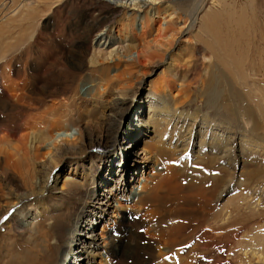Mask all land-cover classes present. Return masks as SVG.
Here are the masks:
<instances>
[{
  "label": "bare ground",
  "instance_id": "obj_1",
  "mask_svg": "<svg viewBox=\"0 0 264 264\" xmlns=\"http://www.w3.org/2000/svg\"><path fill=\"white\" fill-rule=\"evenodd\" d=\"M44 1L21 0L15 6L9 0L8 3L5 1L0 4V12H5L11 18L17 14L21 16L22 11L33 14L36 5ZM174 2L175 0H88L84 11L76 17L75 25L81 26L84 35H94L89 48H77V44L73 45L72 50L65 49L55 40L43 43L37 37L34 44L41 51L35 55L37 57L34 59L33 74L23 76L22 83L25 87L24 84L20 87L14 84L16 87H5L2 90L0 109L3 112L9 109V114L4 125L0 126V176L5 183L2 182L0 187V202L5 200L6 203L5 208L0 210V258L8 256V264H95L94 250L100 249L97 241L99 238L103 239L95 231L100 228L103 233V226L100 227L102 220L110 213L119 215L132 208L136 213H144L148 240L134 231L143 225L137 224L139 221L132 216L123 229L108 237L109 243L105 240L96 264H152L159 259L172 261L173 264L216 263L210 255L211 240L204 242L197 239L196 234L203 227L206 229L207 239L215 234L219 235L221 241L227 240L230 216L223 210L219 218H207L203 217V214L206 215L205 210L200 211L204 203L209 205L211 196L218 189L225 188L227 172L224 168H219V177L212 174L207 177L201 170L211 173L213 157L207 155L209 158L202 159L201 156L199 159L200 156H196V163H192L182 162L175 155L179 154V145L187 151L186 156L192 157L195 153L200 155V151H195L196 143L201 151L208 147V151L213 150L216 155H220L214 161L217 160L218 163L219 160H225L224 164L229 165L235 149L238 153H243L251 143L246 135L247 131L244 132L246 121L253 120L259 113L264 114V111L259 106L255 105V110L248 103H243L246 102L241 91L244 87H216L221 85V81L218 82L211 76L207 80L210 87H207L205 80H199L201 87H193L194 83L182 84L178 93L171 96L170 103L176 110L183 106L193 107L198 102L199 95V99H203L201 102L207 106V127L208 124L211 125V117H215L211 127L220 135L202 133L198 140L197 134L189 132L190 128L183 129L178 134L176 128L169 126L164 117L151 124H146L141 119H138L137 124L132 123L131 102L139 104V92L135 91L129 96L123 94L129 90L131 78L142 68V62L162 57L161 53L157 54L160 52L158 49L165 48L168 44H165L166 40L162 45L157 40H152V45L157 46L156 52L145 53L141 50L137 52L135 60L132 57V52L137 47L135 40L114 37L111 24L117 13L125 11L134 13V16L144 14L152 20L160 17V8H163L161 13L165 15L168 11L171 12L164 17V21L170 19L163 21L165 25L171 24L172 18H178L177 12L180 13ZM207 2H202L197 10L195 8L193 15L190 13L191 15L186 16V20H190L189 30L197 20L200 29L204 30L209 15H202L208 12L205 10ZM91 12L99 15L94 17L96 13L91 15ZM141 27L143 29L142 25ZM211 33L213 36V31ZM21 44L22 41L18 43L19 46ZM6 45L8 49L16 46L11 42ZM218 48L223 50L222 46ZM75 53H79V59L74 58ZM227 55L224 57L230 56ZM236 58L233 56L229 59L232 66L242 64L243 61ZM172 59L170 57L165 63V69L174 74ZM221 62L223 63L219 61ZM119 65L123 67L120 73L111 75L109 70L112 66ZM55 72L59 74L58 79L52 77ZM77 81H83L86 85L82 87V94L80 87L75 86ZM159 88L166 95L164 89L172 91L169 87ZM112 92L122 96L112 104H107L106 98ZM156 92L163 94L158 90ZM182 102L185 104L182 105ZM166 114L165 110L164 116ZM188 117L194 124L198 120L196 114H188ZM133 125L141 133H145H139L140 136L153 133L159 140L146 143L149 157L139 158L132 154V160L126 161L132 145L127 144L125 134L131 137L134 135L130 138L131 142L137 139L138 132L132 134ZM237 128L238 134L234 138L230 137L228 134H235ZM59 138L71 145L59 146ZM41 149H47V154H42ZM43 159L48 164L47 171V165H42L44 171H40L38 175L35 165ZM140 163L147 169L155 167L158 173L151 180L145 178L144 184L137 183L136 188L134 185L129 188L125 178ZM64 166L69 167L72 173H80V184L71 182L63 183L60 189L55 187ZM143 174L141 172L140 178ZM207 182H211L209 188H205ZM218 183L222 185L215 186ZM18 186L27 191L16 196L13 202V193ZM76 188L78 191H75ZM5 195L9 196L6 197L7 200ZM130 196L132 199L128 200ZM119 198L125 199L124 204ZM71 200L76 202V207L72 210ZM130 201L133 206H130ZM16 213L30 221L23 226ZM119 217L124 218L123 215ZM93 218L97 220L91 223ZM13 229L20 230L21 236H16ZM127 238L134 242L133 248L123 246ZM142 241L146 244H142ZM102 242L104 243L103 240ZM119 250H123V253H119ZM126 250H130L131 255H125ZM183 250L187 251L186 254L180 253ZM250 255L256 263L263 259L262 253L257 249H252Z\"/></svg>",
  "mask_w": 264,
  "mask_h": 264
},
{
  "label": "rangeland",
  "instance_id": "obj_2",
  "mask_svg": "<svg viewBox=\"0 0 264 264\" xmlns=\"http://www.w3.org/2000/svg\"><path fill=\"white\" fill-rule=\"evenodd\" d=\"M5 1L6 3L9 2V0H0V4ZM11 1H13L16 6L21 0ZM202 2H207V0H175L174 3L177 4L175 8L180 10V13L177 12L179 17L172 18V23L167 25L163 23L164 17L171 12L168 11L165 15V13H161L163 8H160V17H154L152 20L148 19L147 16L145 17L144 14H137L134 16V13L128 11L123 13L119 12L115 16L110 27V29H112V34L114 37H120V39L130 38L135 40L137 47L134 52H132V57L135 60L137 58V52L141 50L145 53L156 52L155 49L157 46L152 45V40H157L161 45L166 41L168 42L165 43L168 44L166 45L168 48L158 49L160 52L157 54L161 53L162 57L155 58L151 62H142V68L131 78L128 86L130 87L129 90L123 94L129 96L135 91L139 92L137 97L139 104H137V102H131L132 111L130 115L133 124H137L138 119H141L146 124H151L152 121H156V119L160 120L164 117L166 118V122L169 123V126L176 128L179 132H176L178 134H180L183 129L188 130L190 128L189 132L192 131L197 134L198 138H196L198 140L202 133L208 135L215 133L217 136L220 135L218 131L211 127L212 119L215 117H211L209 120L211 125L208 124L207 127V120L205 118L208 115L206 114L208 113L207 106L201 102L203 99H199V95L197 98L198 102H196L193 107L183 106V108L181 107L176 110L174 107H171L172 104L170 103L172 102V99H170L171 96L178 93L182 84L194 83L195 86L193 87H201L199 85V80H205L207 83V80L211 76L218 82L221 81V85L216 87H226V85H228L227 87L229 88H233L234 86L244 87L243 89L239 88L242 93H244V98L246 99V102L243 103H248L253 107L255 105L259 106L264 111V0H252V2L246 0H208L206 3V6H208H205V10L207 9L208 12H204L202 15H209L205 22L206 28L204 27V30H201L200 23H198L199 21L197 20L193 28L189 30L190 20H186V16L191 15L190 13L193 15ZM87 4L88 0H45L43 3L37 4V7L35 6L36 8H34L35 11L33 14L22 11L21 16L17 14L11 18V16L6 15L5 12H0V94L2 90H5V87H20L24 84L22 83L24 74H33L35 66L34 59L37 57L35 55L41 51V49H37L34 44V40L37 39V37L38 40L42 39L43 43L45 41L49 42L50 40H55L54 42H57L60 47L65 49L70 48V50H72L77 44V48H89L94 35H84L81 26L75 25L77 20L76 17L84 11ZM208 7L210 8L208 9ZM117 11H120V9ZM95 13L96 12H91V15ZM97 14L99 15V13H96L94 17H96ZM89 17L94 18L92 16ZM169 19L170 18H167L164 22H167ZM211 31H213V36ZM18 40H21L23 44L19 46L18 43L21 41L17 42ZM7 42L16 45L15 48L8 49L6 45ZM26 42H28V44H26ZM207 46L211 49H208ZM217 46H222L223 50ZM21 47H23V49H21ZM24 52L27 53L24 54ZM225 54H228L227 56L230 54V56L228 58L224 57L226 56ZM233 56L243 61L241 62L242 64L240 65L238 63V65L232 66L229 59ZM170 57L173 58L174 74L172 71L165 69V63L169 61ZM203 57L207 60L203 59ZM74 58L79 59V53H75ZM9 61L11 63H9ZM219 61H223V63H219ZM115 62L117 63V61ZM122 69L123 67H120V65L117 67L112 66L109 71L111 75H114L117 74V72L120 73ZM7 73H9V75H7ZM58 76L59 74L56 72L52 74L54 78L58 79ZM8 82L11 86H9L10 84ZM57 82L59 83L60 81ZM14 84H16V86ZM23 86L25 87V84ZM75 86L80 87V94L84 91L82 87H86L83 81H77ZM159 87H169L172 90L170 91L172 94L168 89L163 90L167 95L164 94L161 92L162 90H159ZM207 87H210L208 83ZM155 89L163 94H158ZM213 91L216 92V90ZM121 96L122 95H118L117 92H112L111 95L106 98L107 104H112L116 99L119 97L121 98ZM193 98L191 99L193 100ZM168 102L169 105L167 104ZM243 103H241V106ZM181 104L184 105L185 103L182 102ZM168 106L171 109H169ZM254 109L256 110L255 107ZM165 110L167 114L164 116ZM0 111L1 126L4 125L8 117L7 114H9V109L4 111L6 113H4L2 109H0ZM188 114H196L198 116V120L195 124L191 122ZM259 115L263 118L259 117ZM259 115L255 116L251 121H246L247 124H245L244 127L245 131L244 129L242 130L244 132L247 131L246 135L251 139V143L246 146V150H244L243 153H238V150L235 149V152L231 156V164L229 165L226 163L224 164L225 160L224 162L219 160L217 163V160L214 161V159L220 155H216L213 150L208 151V147H204L201 151L198 149L196 143L195 151H200V155L196 153L192 154L191 151L192 157L186 156L187 151H184L181 145H179V154L177 153V155H175L177 158H181L182 162L192 163L193 161L196 163V156H200L199 159L202 158L201 156H203L202 159L209 158L208 156L213 157L211 159L213 165L211 173L208 170H201V173L207 177L211 174L215 177H219V168H224L227 172L225 176L227 180L225 188L223 190L222 187L218 189L211 196L209 205L204 203L203 207L200 209V211H202V209L205 210L206 215L203 214V217L207 218H219L223 210L227 216H230L229 221L232 222H229L227 240H223V242L220 240L219 235L216 236L215 234L211 235L212 238L209 237L210 239H207L208 235L206 234V229H203V227L198 229V233L196 234V238L202 239L204 242H210L211 240L210 255L213 257V261L216 262L214 264H264V114L259 113ZM131 128L133 129L132 134L138 133L136 136L137 139L134 142L130 140L134 135L131 137L125 134L127 144L132 145L130 148L131 153L127 156L126 161L132 160L135 155L139 158L149 157V155H147V149L145 148L146 143H155L159 140L158 137L153 133L140 136L139 133H141V130L134 128V125ZM235 131V134L231 133L228 135L234 138V136L238 134V128L237 130L235 129ZM141 134L145 133L142 132ZM60 141L59 138V144L57 143L59 146H63L64 144H67L66 146L71 145L67 141L64 142L63 140L61 141L62 143ZM40 152L42 154H47L48 151L47 149H41ZM132 154H134L133 157L131 156ZM45 159L35 165V171H37L38 175H40V171H44L42 165H47L45 168V171H47L48 164L45 162L47 159ZM162 166H164V164ZM144 167L145 166L140 163L137 168L131 169L132 171L129 172V175L125 178V181L129 184V188L133 185L136 188L137 183L141 185L143 182L144 184L145 181L143 180L145 178L151 180L152 177L158 173L155 167L151 168V166L148 169ZM141 172L144 174L143 177L140 178ZM139 178L140 181L138 182ZM59 179L56 182L57 186H55L59 189L63 183H81L80 173H72L71 169L67 166L63 167ZM2 182L4 183L0 176V187L2 186ZM205 185V188H209L211 182H207ZM220 185H222V183H218L215 186ZM26 191L18 186L13 193V202H15L16 196L24 194ZM75 191H78V188H76ZM6 197L8 198L9 196L5 195V199ZM33 199H36V197H33ZM131 199L132 197L130 196L128 200ZM119 200L124 204L125 199L119 198ZM71 202L73 205L71 206L72 210L76 207V202H73V200H71ZM129 204L130 206L134 205L131 201ZM5 205V200L0 202V210L5 208ZM16 215L20 220L19 223H23V226L30 221V219L26 220L20 213H16ZM119 215H123V219H125V217L127 218L123 220ZM119 215L110 213L109 216H106L105 219L102 220V224L100 225V227L103 226V233L100 228L95 231L97 235L101 234L103 238H99L97 241L100 249L101 246H104L106 239V242L108 241L107 243H109L110 240L108 237L116 235L119 230L124 228L126 225L125 223L130 221L133 217H135L136 221H139L136 222L137 224L141 223V225H143V227L135 229L134 231L148 240L149 236L145 232L147 222L143 216L144 213H136L132 208L125 212H120ZM96 220L97 218H95V220L93 218L90 222L92 223ZM13 230L16 236H21L20 230ZM142 244H146L145 241H142ZM125 245L131 246L130 248L135 246L134 242L128 238L123 242V246ZM110 247L112 246L110 245ZM100 249L94 250L95 264L100 259ZM252 249H257L262 253V261L256 263V260L252 259L250 255ZM182 252L186 254L187 251L183 250L180 253ZM119 253H123V250H119ZM125 255H131V251L126 250ZM7 257H1L0 264H8L9 260ZM4 258H6V260ZM173 258L175 260V255ZM159 260L154 261L152 264H173L172 261L169 260ZM128 263H130V261Z\"/></svg>",
  "mask_w": 264,
  "mask_h": 264
},
{
  "label": "snow or ice",
  "instance_id": "obj_3",
  "mask_svg": "<svg viewBox=\"0 0 264 264\" xmlns=\"http://www.w3.org/2000/svg\"><path fill=\"white\" fill-rule=\"evenodd\" d=\"M5 219H7V217H5ZM165 259H167V257H165Z\"/></svg>",
  "mask_w": 264,
  "mask_h": 264
}]
</instances>
